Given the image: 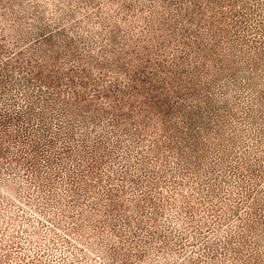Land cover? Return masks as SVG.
<instances>
[{
  "label": "rangeland",
  "instance_id": "374dc122",
  "mask_svg": "<svg viewBox=\"0 0 264 264\" xmlns=\"http://www.w3.org/2000/svg\"><path fill=\"white\" fill-rule=\"evenodd\" d=\"M0 264H264V0H0Z\"/></svg>",
  "mask_w": 264,
  "mask_h": 264
}]
</instances>
